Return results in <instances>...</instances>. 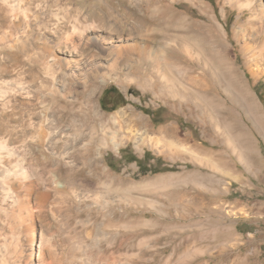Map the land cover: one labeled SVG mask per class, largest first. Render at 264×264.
I'll return each mask as SVG.
<instances>
[{
	"label": "rangeland",
	"instance_id": "obj_1",
	"mask_svg": "<svg viewBox=\"0 0 264 264\" xmlns=\"http://www.w3.org/2000/svg\"><path fill=\"white\" fill-rule=\"evenodd\" d=\"M154 9L214 32L264 120V72L253 76L243 50L247 39L258 47L246 31L250 10L226 0H0V145L13 143L0 159V264H26L28 216L17 199L33 203L45 191L48 204L31 208L45 264H264V138L211 67L194 69L224 121L209 122L191 96L165 94L157 78L143 86L149 72L135 68L133 51L149 41L142 22ZM66 50L79 61L67 65ZM110 87L126 104L107 112L100 99ZM90 115L105 126L92 131ZM78 132L97 144L88 167ZM145 156L143 167L131 162ZM70 170L82 172L73 186ZM106 219L126 230L101 233Z\"/></svg>",
	"mask_w": 264,
	"mask_h": 264
},
{
	"label": "bare ground",
	"instance_id": "obj_2",
	"mask_svg": "<svg viewBox=\"0 0 264 264\" xmlns=\"http://www.w3.org/2000/svg\"><path fill=\"white\" fill-rule=\"evenodd\" d=\"M192 1L197 2L199 0H192ZM263 1L264 0H244V1H242V0H226L227 4H236L238 7L250 10L252 13V18L249 19L250 25H249V27L246 28V31L248 33V36L252 37V39H250V40L254 41L255 37H253V36H256L255 42H256L258 47H255L251 43L248 44L247 43L248 39H247L244 42V46H243L244 49L243 50L246 54V65L248 66L249 70L251 71V73L255 77L258 75H262V73L264 72V5L262 3ZM258 2H260V5L258 4ZM159 12H160L159 9L158 10L154 9V11L152 12L151 18L147 21L143 20V22H142L143 23L142 29H143V33H144L143 36L146 37L147 40H149V41L142 43L141 47L136 48L133 51L138 58V61L136 62V65H135V68L139 69V68L143 67L144 68L143 71H145V74H146L145 76H147V73L149 72V76L146 79L141 80L143 86L149 85V82H150L149 78L150 79L157 78L156 81H157V83L160 84L161 90L165 94L170 95L172 97H180V98L182 97V99H186V98H188L187 96H191L192 98H194L195 100L200 102V104L202 103L205 105V107L207 109V111L205 113V117L207 118V120H209V122H213L215 120V114L219 115V116L217 115L219 117V120L221 118L224 121L227 113H225V112L222 113V107L218 104L216 99L212 97L211 87L208 85L209 83L208 84L205 83L204 78L201 79V77H204L205 74L202 73V75H201L199 73L197 75L196 74L197 72L194 69V66L199 68L200 65L206 66L207 69L209 67H211L210 70L212 72L211 74L214 75L213 77H215L214 79L218 80V82L221 81L225 85L226 90L228 91V94H229V97L231 98V100L237 102L240 106L242 105L245 107V109L247 111V117H249L250 119L255 121V128L258 130L259 134L264 138V120H263L262 116L260 115L258 107H257L256 103L254 102L253 98L251 97V95L247 91L245 85L241 82L240 77L237 73V70L233 64L234 62L232 63L230 57L228 56L229 54L227 53L226 48L218 40L219 38L217 39L215 37V35L213 34L214 32L211 33L210 30H207V29L206 30L203 29V31L195 30V28L192 26L193 23L190 24L186 18H184L180 15H177V14L171 12L170 10L163 11L162 13L161 12L159 13ZM159 14H163V17L161 19L153 18V17L159 16ZM241 14H243V13H241ZM208 22H210V21H208ZM247 23H248V21H247ZM81 24H83V23H81ZM78 25H79V23H78ZM215 25H216V23H215ZM87 28H89V27H87ZM71 29H73V28H71ZM78 32H80V31H78ZM82 35H83V33H82ZM248 36H245V37L248 38ZM245 37L243 39H245ZM176 48L178 49L180 54H185L188 59L186 60V57H184V56L181 57L180 55H175L176 53L174 50ZM65 52L66 53H64L63 61L67 65H69L71 63L74 64V63H77L79 61V56L77 55V53L75 54L74 51H73L74 53H71L70 51L67 52V50ZM116 56H117L118 60L121 59L122 58L121 52H117ZM126 57L127 56H125V58ZM126 60H128V59H126ZM232 60H233V58H232ZM194 61L196 63H193ZM187 64L188 65L193 64V65L188 66ZM114 68H115V66H114ZM213 84H215V83H213ZM159 91H160V89H159ZM162 91L160 93H162ZM113 119H114V117H113ZM115 119H114V121H115ZM117 120H116V122H117ZM87 121L90 124V129L92 131L96 128L95 126L97 124L101 123L104 126L106 124L105 118L100 116V115H96V116L90 115V116H88ZM214 122H216V121H214ZM204 123H206L205 120H204ZM124 124H125V122H124ZM125 125H127V124H125ZM225 125H226V129L223 131H232L233 130V126L231 124L225 123ZM110 126H114V125H110ZM145 126H146V124H145ZM133 128H131V130ZM163 132H165V131L162 130L160 133H163ZM104 133H105V131H104ZM59 135L61 138H64L66 136V133L61 132ZM75 137L77 138L78 144H80L82 141L85 143V144L82 143L83 145L81 147H78L77 149L82 150V156L83 157L82 156L81 157L84 159L83 165H84V167H88L89 163H90L89 156L91 154V146L93 143L96 142L95 138L92 137V134L89 135L88 138H84V135H82L81 132H78V134ZM84 140H86V142ZM155 140L157 142L158 139L155 138ZM12 145H13V143H10L9 145H6V146L0 145L1 146L0 149H1V151H3V152H0V159H5L7 156L11 155ZM53 145H55V141L53 142ZM64 146H66V145H64ZM74 147H75V145H74ZM244 150L249 153V142L247 143V145H245ZM67 154L68 153L65 152L63 155H67ZM250 158H252L253 161L256 162V158L253 154H251ZM68 173L70 175V179L72 182L71 186H73L72 184L74 183L76 178L82 176V172H73L70 170V171H68ZM85 181H88L91 183L90 179H86ZM88 182H86V183H88ZM90 183H88V184H90ZM29 185L31 186V184H29ZM61 188H64V187L60 184H57L55 192L61 193V195H66L67 191L62 190ZM58 189H60V190H58ZM69 190H70V192H68V194H71L72 188H70ZM23 191L25 194L29 195V191H28L27 187L24 188ZM22 196L23 195L18 196L17 204L19 205L18 210H21L22 213L24 211V213H26L28 216V220H26V221L19 220L20 222L21 221L23 222V224L22 223L21 224L23 226L22 228H23L24 233H26L25 235L27 236V242H28L27 243L28 244L27 249H26V259H27L26 264H45V261H44L45 259L43 258L44 254L38 249V246L35 242L34 232L36 231V229L38 227L37 221H36L37 216L34 215L33 213H31V211H32L31 208H35V209L38 208L39 209V208H43L45 205H47L49 202L50 193H49V191L43 192V195H40V196L34 198L33 203H30L29 198H24ZM10 205H12V204H10ZM18 214H20V212ZM122 225L123 224H121V220L106 219V221H104L101 225H98V226H101V228L98 229V231H101V233H103L105 231L108 232V230L114 231V229L124 228V226H122ZM129 227H131V226H129ZM124 230H126V229L124 228ZM122 235H123V233H122ZM130 235H131V233H130ZM134 239H136V238H134ZM136 245L138 246V244H136Z\"/></svg>",
	"mask_w": 264,
	"mask_h": 264
},
{
	"label": "trees",
	"instance_id": "obj_3",
	"mask_svg": "<svg viewBox=\"0 0 264 264\" xmlns=\"http://www.w3.org/2000/svg\"><path fill=\"white\" fill-rule=\"evenodd\" d=\"M125 104L126 102L123 95L112 87L106 89L100 99V106L102 110L107 112L115 111L117 108L122 107ZM107 107H111V109L107 110ZM148 160L149 159H146L145 156L143 160L132 159L131 162H135L139 165V167H143L142 165L145 164Z\"/></svg>",
	"mask_w": 264,
	"mask_h": 264
}]
</instances>
